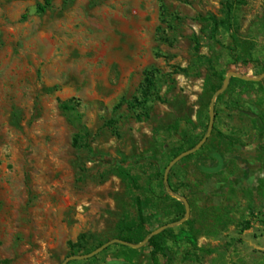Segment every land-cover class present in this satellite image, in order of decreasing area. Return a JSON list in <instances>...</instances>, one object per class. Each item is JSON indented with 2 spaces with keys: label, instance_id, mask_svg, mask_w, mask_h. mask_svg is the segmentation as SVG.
<instances>
[{
  "label": "rangeland",
  "instance_id": "374dc122",
  "mask_svg": "<svg viewBox=\"0 0 264 264\" xmlns=\"http://www.w3.org/2000/svg\"><path fill=\"white\" fill-rule=\"evenodd\" d=\"M259 134L264 0H0V264H264Z\"/></svg>",
  "mask_w": 264,
  "mask_h": 264
},
{
  "label": "trees",
  "instance_id": "16d2710c",
  "mask_svg": "<svg viewBox=\"0 0 264 264\" xmlns=\"http://www.w3.org/2000/svg\"><path fill=\"white\" fill-rule=\"evenodd\" d=\"M231 13H232V5L229 4L226 7V14H225V23L227 24V26L229 27V21L231 19ZM205 41L207 42V44L212 47L214 45V29L213 30H207L205 31ZM194 50L197 51V46L195 45ZM61 110L63 112V114L65 115V117L67 118L69 124L78 131V133H83L85 131V128L82 126L81 124V119H80V115L76 112V110L74 109L73 106L68 105V104H63L61 106ZM79 143V139H75L74 140V144L77 145ZM88 151L91 153V149L88 148ZM120 175L125 179L128 178V175L124 172H120ZM249 223L247 224L248 227ZM122 241H125L127 243H138L141 242V238L138 237H131L129 239H121ZM148 247L151 249V256H152V260H153V264H156V256H158V254H160V248L157 245L156 242V237L150 238L148 240ZM125 249H127L130 252H135V250H131L127 247H123Z\"/></svg>",
  "mask_w": 264,
  "mask_h": 264
},
{
  "label": "water",
  "instance_id": "95a60500",
  "mask_svg": "<svg viewBox=\"0 0 264 264\" xmlns=\"http://www.w3.org/2000/svg\"><path fill=\"white\" fill-rule=\"evenodd\" d=\"M209 113H210V124H209V127H208V132H207V135L204 137L203 140H205L207 138V136L210 134L211 130H212V127H213V118H214V99L211 101L210 105H209ZM198 149V147H195L193 150H190V151H187L183 154H181L179 157H177L172 163H175L177 160L195 152L196 150ZM168 171V169H167ZM164 183H165V180H164ZM166 190H168V188L166 187L165 188ZM174 198L177 199V200H181L184 205H185V209H186V213L188 214V204H187V201L184 197H180L179 195L175 194L174 195ZM179 223H176V224H168V225H165L163 227H161L160 229L152 232L149 237L143 242V243H140V244H137V245H132V244H129L125 241H122V240H119V239H114L112 241H109L103 245H101L100 247L96 248L94 251H92L91 253L87 254V255H83V256H70V257H67L62 264H68V262L70 261H84V260H88V259H91L93 257H95L96 255L100 254L101 252H103L105 249H107L108 247H110L111 245L113 244H119V245H122V246H125V247H128V248H131V249H137L143 245H145L146 243H148V240L155 236V235H158L159 233H161L162 231L168 229V228H171L175 225H178Z\"/></svg>",
  "mask_w": 264,
  "mask_h": 264
},
{
  "label": "built area",
  "instance_id": "2783aa9c",
  "mask_svg": "<svg viewBox=\"0 0 264 264\" xmlns=\"http://www.w3.org/2000/svg\"><path fill=\"white\" fill-rule=\"evenodd\" d=\"M249 225L261 230L264 235V214H254L249 218Z\"/></svg>",
  "mask_w": 264,
  "mask_h": 264
},
{
  "label": "crops",
  "instance_id": "0c3cea01",
  "mask_svg": "<svg viewBox=\"0 0 264 264\" xmlns=\"http://www.w3.org/2000/svg\"><path fill=\"white\" fill-rule=\"evenodd\" d=\"M259 137H261V136H264V134H259L258 135ZM253 166H255V165H253ZM253 168H255V170H257V169H259V166H258V164H256V166L255 167H253ZM257 168V169H256ZM258 171V170H257Z\"/></svg>",
  "mask_w": 264,
  "mask_h": 264
}]
</instances>
